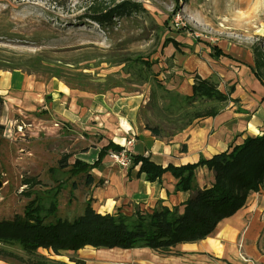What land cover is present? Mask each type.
<instances>
[{"label":"rangeland","instance_id":"374dc122","mask_svg":"<svg viewBox=\"0 0 264 264\" xmlns=\"http://www.w3.org/2000/svg\"><path fill=\"white\" fill-rule=\"evenodd\" d=\"M122 2L136 8L129 16L116 18L112 30L102 31L89 18L94 5L113 7ZM213 47L230 58L214 59ZM256 51L262 64L258 74L264 79V0H0V70L14 71L8 69L14 67L46 83L56 79L81 107L90 103L92 95H143L139 118L150 127L158 126L163 136L178 126L168 108L186 116L197 107L176 111L183 104L174 99L184 97L196 72L223 93L233 86L231 96L237 92L243 100L251 97L260 84L251 70ZM116 60L120 64L115 65ZM57 69L62 71L60 78L51 76ZM228 103L214 105L221 110ZM234 104L240 107L242 101ZM34 115L42 123L9 117L13 126L6 127L0 140V222L22 216L35 197L40 198L44 213L52 203L56 205L54 216L46 222H71L82 215L93 187L84 185V176L72 177L59 170L58 161L71 155L67 163L72 164L100 139L97 134L71 132L44 110ZM29 177L41 185L21 186L22 179ZM260 191L264 194V185ZM96 201L91 207L102 213L120 211L130 216L137 208L152 209L128 200L109 201L107 208H99ZM258 218L262 231L251 262L264 264V210ZM165 256L143 249L117 253L91 248L58 255L38 249L36 256H29L17 244H0V261L7 264H23L26 259L31 264H161Z\"/></svg>","mask_w":264,"mask_h":264},{"label":"crops","instance_id":"0c3cea01","mask_svg":"<svg viewBox=\"0 0 264 264\" xmlns=\"http://www.w3.org/2000/svg\"><path fill=\"white\" fill-rule=\"evenodd\" d=\"M194 68L198 69V64ZM194 76L204 79L196 72L190 79L184 96L190 95ZM254 83L258 82L255 80ZM231 95L229 103L217 116L193 121L189 127L174 136L160 139L145 130L139 118V110L144 103L143 95H92L90 103L81 107L72 99L70 90L56 79L46 83L17 70H0V140H3L6 127L13 126L9 117L33 118L34 124H38L42 121L34 119V113L44 110L53 121L62 122L63 127L71 132L98 135V143H90L87 151L80 153L81 157H75L82 162L92 164L97 159L99 150L112 142L131 155L149 157L163 168L168 165L184 166L194 164L200 158L210 159L230 146L240 145L247 137L261 134L264 127V88L259 84V88L255 87L252 96L245 100L240 98V93L236 92V97ZM231 100L242 101V106H236V102ZM54 127L58 128L57 125ZM14 135L18 137V133L14 132ZM130 140L133 142L127 145ZM0 151H3L2 148ZM138 169V166L122 168L106 157L97 169L91 171L93 184L88 187H93V191L92 199L88 200L93 202L99 199L100 205L99 201L95 202L99 208H107L109 201L119 203L121 200H128L135 204L143 203L144 208L153 209L157 202L171 208L188 199L189 192L176 191V182L169 174H164L160 182L149 183L143 175L137 176ZM212 183V173L205 167L195 171L194 186L203 189L210 187ZM263 210L262 191L251 194L244 208L220 221L212 235L196 243L178 245L174 251L180 255H166L160 263L253 264L251 259L256 254L255 242L262 231L258 217ZM251 232L254 234L248 238ZM134 250L138 249L107 251L118 253ZM143 250L152 252L149 249ZM0 264L7 263L0 261Z\"/></svg>","mask_w":264,"mask_h":264},{"label":"trees","instance_id":"16d2710c","mask_svg":"<svg viewBox=\"0 0 264 264\" xmlns=\"http://www.w3.org/2000/svg\"><path fill=\"white\" fill-rule=\"evenodd\" d=\"M135 8V4L132 5L129 2H122L113 7L98 4L91 8L93 14L89 18L102 31H109L115 25L116 18L122 19L124 16H129ZM169 43L179 48L177 42L170 40ZM256 53L258 56L253 57L251 70L255 79L264 88V79L258 74L262 67V64L257 62L260 55L258 51ZM212 54L214 59L223 56L230 58L215 47ZM120 62L114 61L115 65ZM8 69L16 70L14 67H8ZM61 74V69H57L51 76L60 78ZM233 92V86L223 93L210 80L194 76L190 95L184 97L175 95L174 99L183 104L182 107H177L176 111L194 105L197 107L186 116L176 114L173 109L168 108L167 110L176 117L173 122L178 123V126L164 136V131L158 126L150 127L144 124V128L156 138L172 137L189 127L193 121L217 116L221 110L214 104L228 102ZM121 150H123L122 147L108 142L99 150L97 159L92 164L75 159L69 165L67 161L71 155H64L58 161V169L66 170L72 177L84 176V185L88 187L93 184L91 171L97 169L102 161L108 158V152ZM129 157L130 166L139 167L137 176L143 175L146 182L153 183L160 182L164 174H169L176 182V191L190 193L188 199L171 208L161 203L151 211L137 208L130 216H125L120 211L101 215L92 209L91 201L88 200L81 216L71 222L56 219L50 223L46 221L54 216L55 203H52L44 213L40 198L35 197L25 206L22 216H14L11 221L0 222V244L7 246L17 244L29 256H36L38 249L51 250L58 255L61 252L76 253L85 248L93 250L149 249L163 255H180L179 252L174 251L178 245L196 243L209 237L220 221L235 215L244 208L251 194L258 193L262 189L264 185V127L259 136L247 137L240 145L230 146L226 151L210 159L200 158L194 164L178 167L168 165L163 168L151 161L149 157L131 154ZM202 167L212 173L213 183L208 188L193 190L195 171ZM36 185H41L37 179L30 177L22 179L21 186L27 188ZM72 187H76L74 183ZM16 259L22 262L20 258ZM28 263L31 264L26 259L23 264Z\"/></svg>","mask_w":264,"mask_h":264},{"label":"built area","instance_id":"2783aa9c","mask_svg":"<svg viewBox=\"0 0 264 264\" xmlns=\"http://www.w3.org/2000/svg\"><path fill=\"white\" fill-rule=\"evenodd\" d=\"M133 140L127 142V145H130ZM108 158L116 163H118L122 167H126L130 165V157L129 153L126 150H121L119 152H108Z\"/></svg>","mask_w":264,"mask_h":264},{"label":"water","instance_id":"95a60500","mask_svg":"<svg viewBox=\"0 0 264 264\" xmlns=\"http://www.w3.org/2000/svg\"><path fill=\"white\" fill-rule=\"evenodd\" d=\"M2 186H3V183H2V181L0 179V189L2 188Z\"/></svg>","mask_w":264,"mask_h":264},{"label":"bare ground","instance_id":"6f19581e","mask_svg":"<svg viewBox=\"0 0 264 264\" xmlns=\"http://www.w3.org/2000/svg\"><path fill=\"white\" fill-rule=\"evenodd\" d=\"M120 252H127V251H120Z\"/></svg>","mask_w":264,"mask_h":264}]
</instances>
